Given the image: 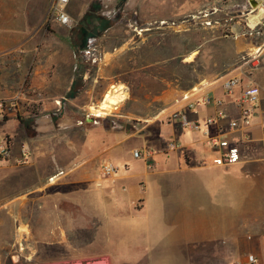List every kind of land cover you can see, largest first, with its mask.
I'll use <instances>...</instances> for the list:
<instances>
[{
    "label": "rangeland",
    "instance_id": "obj_1",
    "mask_svg": "<svg viewBox=\"0 0 264 264\" xmlns=\"http://www.w3.org/2000/svg\"><path fill=\"white\" fill-rule=\"evenodd\" d=\"M184 1L70 0L67 12L72 25L65 28L50 21L52 0H0V84L12 78L22 81L9 95H6L7 87L0 88V100L21 95L15 110L0 115V139L8 142L11 157L21 158L24 147L31 149L29 159L34 154L41 156L46 151L43 143L49 139H61L57 146L66 149L72 137L82 140L81 131L73 130L77 127L75 124L92 128L90 123L97 147L102 145L106 131L113 135L128 133L136 138L134 142H117L113 150L101 153L94 162L96 177L102 176L101 167L105 163H113L119 173L126 168L135 174L145 172L144 158L133 156L134 148L142 153V143L149 144L154 153V169H157L162 145L170 149L171 142L163 137L161 144L160 133H153L150 138L139 133L158 108L169 107L178 98L159 103L153 99L163 91L170 90L181 96L194 87L206 85L233 72L254 52L239 48L252 38L246 32L247 18L253 16L248 13V0H214L208 8L213 7L212 11L216 12L207 20L198 12L187 11ZM205 21L211 24L206 26ZM238 22L245 33L230 34L228 30ZM253 37L254 43H261L260 35ZM8 48L12 50L7 51ZM191 54V60L185 62ZM48 60L56 65L43 68L48 75L62 71L57 75L63 76L66 82L73 76L65 96L46 100L52 104L49 109L43 106L45 93L28 88L37 63ZM83 64L87 66L78 67L81 71L74 74L73 66L77 69L76 66ZM83 71H88L86 80L82 79ZM119 85L127 94L125 100L112 113L94 114L90 108ZM87 90H92L94 99L86 103L84 110H79L77 107L87 101L83 97ZM148 110L147 116L139 113ZM13 172L9 180L1 183V188H5L9 197L14 193L23 202L16 206L15 226L0 227V264H88L87 258L72 255L93 256L126 250L120 243V224L117 234L110 235L113 238L110 241L109 237V243L102 234L88 242L86 227H72V219L87 218V211L73 206L70 187L64 189L68 192V201L57 203L55 186L61 175L41 179L38 172L21 169ZM143 180L151 200L158 199L159 203L167 197L157 190L161 186L166 191L167 184H160L151 175ZM45 185L47 188L40 189ZM46 189L47 204L42 195ZM56 204H60L59 209ZM114 213L109 212V216L116 218ZM57 222L63 226L57 227ZM114 228V225L110 227L112 231ZM75 229L82 233L79 241L72 235ZM61 230L67 234L65 243L58 237Z\"/></svg>",
    "mask_w": 264,
    "mask_h": 264
},
{
    "label": "crops",
    "instance_id": "obj_2",
    "mask_svg": "<svg viewBox=\"0 0 264 264\" xmlns=\"http://www.w3.org/2000/svg\"><path fill=\"white\" fill-rule=\"evenodd\" d=\"M213 1L185 0L184 5L190 13L200 11L208 14L204 17L207 20L216 12L212 11L213 7L208 8ZM247 3L249 5V0ZM243 28L238 22L228 31L230 34L239 35L245 33ZM235 30L239 34H236ZM251 37L249 42L243 43L239 48L240 51H254L251 63L253 66L240 64L233 72L216 77L217 79L200 89L199 95L209 94L226 101L224 107L228 118L218 121L215 128L210 127L212 135L216 134L217 127L226 128L228 120L239 119L235 100L240 90L235 89L233 96H226L221 85L225 78L239 76L242 87L252 83L264 90V45L262 41L260 44L254 43L255 37ZM2 50L6 49L2 47ZM47 66L56 67L53 60L37 63L28 88L45 93L46 97L42 96L43 106L49 109L52 104L46 100L65 96L70 90L73 76L69 80L66 79L67 82L63 81V76L57 75L62 71H57L53 76L48 75L43 69ZM84 66L87 65H78L75 69L74 65V74L80 72L79 68ZM83 72L82 79L86 80L88 71ZM21 82L12 78L1 83L0 88L3 85V88L7 87L9 91L6 95H9ZM84 93L83 97H86L87 101L77 107L79 110H84L86 103L94 99L92 90ZM24 97L22 99H25ZM172 97L181 98L180 95L176 96L167 90L157 95L153 101L159 103ZM78 98L75 97V100ZM179 104L174 102L162 110L157 107L152 119L146 120V126L142 128L144 131L139 133L141 137L149 138L153 133H160L158 141L161 144L164 143L163 137L170 140L171 148L163 144L159 151L157 169H154V153L149 149V144L142 143L140 153L148 151L152 157L148 162L143 159L145 172L135 174L126 168L122 173H119L118 169L113 176L105 177L101 174V177H96L94 162L101 153L113 150L117 142H134L136 138L128 133L113 135L111 131H106L101 140L102 145L97 147L90 123L88 125L92 128L75 124L77 127L73 130L75 133L81 131L82 140L72 137L71 144H68L66 149L65 146L62 149L58 147L61 139H49L46 144L43 143L46 151L41 156H35L31 152L34 156L25 164L18 163L19 156H12L0 169V227L4 228L10 224L15 226L16 206L23 202L21 199L17 200L14 193L9 197L5 188H1V183L9 180L14 170L38 172L41 179H48L63 172L59 177L61 180L55 186L57 203L68 201V192L64 189L70 187L74 196L73 206L87 211V218L72 219L71 225L77 228L86 227L84 232L88 236V242H91L92 237L95 240L102 234L105 236V242L109 243L113 238L110 235L117 234L120 224V243L126 250L93 256L72 255L87 258L88 264H234L249 253L258 257L259 264H264L261 254V241L264 237V101L255 111L250 125L231 135L232 140L239 144L241 160L236 165L225 167L212 164L216 154L206 145V139L201 133L182 129L176 123H167L166 116L173 109H177ZM196 111L197 113L191 114L190 117L199 119L200 122L216 115L213 107L201 106ZM139 113L147 116L149 110ZM141 120L145 121L143 117ZM137 122L143 123L138 119ZM149 162L151 170L146 167ZM150 175L160 181V184H167L166 191L161 186L157 189L162 196L167 194L159 203L158 199L151 200L147 194L149 192H146L143 179ZM44 188H47L46 185L40 189ZM42 195L45 196L47 204L48 189L45 193L43 190ZM56 205L59 209L60 204ZM112 211L115 212L116 218L109 216ZM58 217L57 214L59 221ZM112 222L115 227L113 231L110 229L113 227ZM62 224L57 222L56 226L62 227ZM74 231L72 235H76L79 241L78 236L82 233L76 229ZM66 236L64 230L59 232L58 237H62L64 243L67 242Z\"/></svg>",
    "mask_w": 264,
    "mask_h": 264
},
{
    "label": "built area",
    "instance_id": "obj_3",
    "mask_svg": "<svg viewBox=\"0 0 264 264\" xmlns=\"http://www.w3.org/2000/svg\"><path fill=\"white\" fill-rule=\"evenodd\" d=\"M70 0H52L49 10L50 21L57 25L65 28H70L72 25V19L67 12V6ZM249 15L256 16L261 9H264V5H260L256 9H253L249 4ZM247 13V14H248ZM208 14H204V17ZM249 18H247L248 21ZM206 26L210 25L211 22L205 21ZM219 22L216 21L215 25ZM247 25L248 33L252 35H260L262 38V45H264V17H261L252 27ZM239 34L237 30L234 31ZM243 60V65H251L253 61V55ZM253 66V65H251ZM222 89L226 96H233L235 89H239V96L235 100V105L239 110V119L228 120L226 128L217 127L216 134L212 135L210 127H216L217 122L228 118L225 111L226 101L221 98L213 97L209 94L199 95L200 89L206 85L194 87L190 91H187L181 95L180 99L175 101V104H179L177 109H173L166 116L167 123L178 124L182 129H186L192 132L201 133L206 139V145L215 152L216 156L212 160V164L217 167L233 166L241 160V150L238 142L232 140L231 135L242 127L250 125L251 119L256 110L264 101V90L255 84H247L241 86V78L233 76L225 78L222 83ZM21 95H17L12 100H0V115L4 114L5 111H12L16 109L17 100L20 99ZM58 103V102H56ZM213 107L215 108L216 115L214 117H208L203 122L199 119H191V114H196L199 107ZM30 156L29 149L24 147L22 150V156L18 160L19 164H25L28 162ZM133 156L138 158L142 157L145 161H151V154L147 151L141 154L138 150L133 152ZM11 158L9 144L5 138L0 139V169L7 163ZM151 167L150 162L147 164ZM118 172V168L112 163H105L101 167V174L105 177L113 176ZM63 172L58 173V176L62 175ZM250 239V237L248 238ZM261 254L264 258V237L261 241ZM234 264H259V259L254 253L246 254L243 259L236 261Z\"/></svg>",
    "mask_w": 264,
    "mask_h": 264
},
{
    "label": "bare ground",
    "instance_id": "obj_4",
    "mask_svg": "<svg viewBox=\"0 0 264 264\" xmlns=\"http://www.w3.org/2000/svg\"><path fill=\"white\" fill-rule=\"evenodd\" d=\"M260 1L264 4V0ZM261 17H264V9H261L256 16H250L248 19L249 26L252 27ZM122 90H124L122 85L111 88V90L104 96L103 100L97 106H92L90 110L96 115L112 113V111L115 110L116 107L126 98L127 94L125 95Z\"/></svg>",
    "mask_w": 264,
    "mask_h": 264
},
{
    "label": "water",
    "instance_id": "obj_5",
    "mask_svg": "<svg viewBox=\"0 0 264 264\" xmlns=\"http://www.w3.org/2000/svg\"><path fill=\"white\" fill-rule=\"evenodd\" d=\"M249 4L253 9H256L257 7H259L260 5H264L261 3L260 0H249ZM193 57V55L191 54L190 56H188L187 58L184 59L185 62H188L191 60V58Z\"/></svg>",
    "mask_w": 264,
    "mask_h": 264
},
{
    "label": "flooded vegetation",
    "instance_id": "obj_6",
    "mask_svg": "<svg viewBox=\"0 0 264 264\" xmlns=\"http://www.w3.org/2000/svg\"><path fill=\"white\" fill-rule=\"evenodd\" d=\"M197 12L200 13V14L202 15V17H204V14H203L202 12H200V11H197ZM197 12H196V13H197Z\"/></svg>",
    "mask_w": 264,
    "mask_h": 264
}]
</instances>
